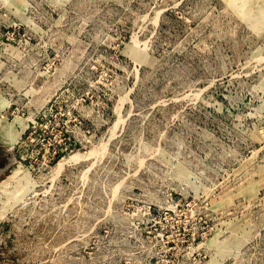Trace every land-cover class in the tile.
<instances>
[{"label": "rangeland", "instance_id": "1", "mask_svg": "<svg viewBox=\"0 0 264 264\" xmlns=\"http://www.w3.org/2000/svg\"><path fill=\"white\" fill-rule=\"evenodd\" d=\"M8 164L0 264H264V0H0Z\"/></svg>", "mask_w": 264, "mask_h": 264}, {"label": "bare ground", "instance_id": "2", "mask_svg": "<svg viewBox=\"0 0 264 264\" xmlns=\"http://www.w3.org/2000/svg\"><path fill=\"white\" fill-rule=\"evenodd\" d=\"M19 136H20V134H17V133H14V132H9L8 133V136L6 137V139H7V142H10L11 144L12 143H15V142H17L18 141V139H19ZM1 170V169H0ZM18 172L19 171H15L12 175H10L9 176V178L7 179V180H4L2 183H4V184H7L8 182H9V180L10 179H12V178H14V177H17L16 176V174H18ZM23 178H25V176L24 177H22V178H20V180H18V182H21V180H23ZM15 179V178H14ZM13 179V180H14ZM11 181V180H10ZM24 188V187H23ZM15 193H20V191H21V189H18V188H15ZM19 195V194H18ZM14 196H16V195H14ZM16 201V200H15Z\"/></svg>", "mask_w": 264, "mask_h": 264}, {"label": "water", "instance_id": "3", "mask_svg": "<svg viewBox=\"0 0 264 264\" xmlns=\"http://www.w3.org/2000/svg\"><path fill=\"white\" fill-rule=\"evenodd\" d=\"M9 166H10V164H8L7 166H5L4 168H0L1 170H0V175L2 174V173H4L8 168H9Z\"/></svg>", "mask_w": 264, "mask_h": 264}]
</instances>
